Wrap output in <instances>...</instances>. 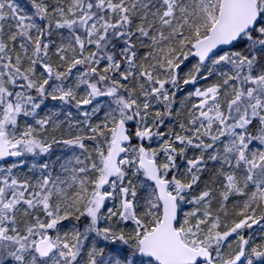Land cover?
<instances>
[{
    "label": "snow or ice",
    "instance_id": "1",
    "mask_svg": "<svg viewBox=\"0 0 264 264\" xmlns=\"http://www.w3.org/2000/svg\"><path fill=\"white\" fill-rule=\"evenodd\" d=\"M0 264H264V0H0Z\"/></svg>",
    "mask_w": 264,
    "mask_h": 264
}]
</instances>
